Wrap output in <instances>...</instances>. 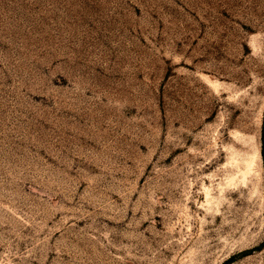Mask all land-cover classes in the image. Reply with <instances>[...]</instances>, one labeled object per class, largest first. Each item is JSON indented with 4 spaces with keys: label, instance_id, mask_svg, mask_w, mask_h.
Returning a JSON list of instances; mask_svg holds the SVG:
<instances>
[{
    "label": "rangeland",
    "instance_id": "374dc122",
    "mask_svg": "<svg viewBox=\"0 0 264 264\" xmlns=\"http://www.w3.org/2000/svg\"><path fill=\"white\" fill-rule=\"evenodd\" d=\"M0 264H264V0H0Z\"/></svg>",
    "mask_w": 264,
    "mask_h": 264
}]
</instances>
